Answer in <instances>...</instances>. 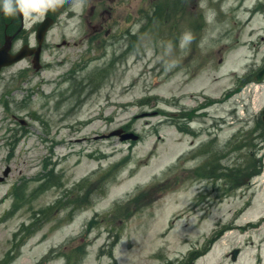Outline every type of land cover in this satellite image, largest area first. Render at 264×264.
Wrapping results in <instances>:
<instances>
[{
  "label": "rangeland",
  "instance_id": "374dc122",
  "mask_svg": "<svg viewBox=\"0 0 264 264\" xmlns=\"http://www.w3.org/2000/svg\"><path fill=\"white\" fill-rule=\"evenodd\" d=\"M45 16L0 72V264H264V0H57L14 51Z\"/></svg>",
  "mask_w": 264,
  "mask_h": 264
},
{
  "label": "clouds",
  "instance_id": "9594fccd",
  "mask_svg": "<svg viewBox=\"0 0 264 264\" xmlns=\"http://www.w3.org/2000/svg\"><path fill=\"white\" fill-rule=\"evenodd\" d=\"M56 3L57 0H0V12L6 16L22 15L27 17L30 22L34 23L39 21L44 12ZM201 6L203 7V5ZM214 15L211 9L206 12V19L208 22H212ZM194 39L195 37L191 32L183 33L179 38V47L181 49L189 47ZM173 50L174 45L169 42L161 57L166 71H170L176 66V61L174 59H165V57L171 56Z\"/></svg>",
  "mask_w": 264,
  "mask_h": 264
},
{
  "label": "water",
  "instance_id": "95a60500",
  "mask_svg": "<svg viewBox=\"0 0 264 264\" xmlns=\"http://www.w3.org/2000/svg\"><path fill=\"white\" fill-rule=\"evenodd\" d=\"M21 16V15H20ZM51 25L50 20H46L45 22H43L41 24V26L37 29V33H36V39L38 42V48L35 50H30L28 48V46H24L18 53L12 55L10 53L11 50V46H12V39L14 38V36H6L4 39V43L0 46V70L3 67L9 66L19 60H21L22 58L29 56L31 54H34V66L36 68H39L38 65V59H39V52H40V45L42 43L43 37L48 29V27ZM264 77V70H262L257 76H256V81H261ZM263 121H264V117H263ZM119 132H114L113 134H118ZM125 139H136V137H134L131 134H125L123 136H121V140H125ZM7 171L6 170L4 172V176L7 175ZM3 178H0V181H2Z\"/></svg>",
  "mask_w": 264,
  "mask_h": 264
},
{
  "label": "flooded vegetation",
  "instance_id": "af4514ba",
  "mask_svg": "<svg viewBox=\"0 0 264 264\" xmlns=\"http://www.w3.org/2000/svg\"><path fill=\"white\" fill-rule=\"evenodd\" d=\"M234 221H236V220H233L232 222L230 221V220H228V224L225 226V229H224V234H225V237L234 229V228H236V229H238V230H240L239 228H241V230L243 229V228H248L249 226H251V227H253L252 226V223L250 222V221H247V222H245V224H236L237 226H235V227H233V223H234ZM235 248H238V247H233L229 252L231 253L233 250H237V254H238V256H239V254H241L240 253V250H238V249H235ZM235 261V260H234Z\"/></svg>",
  "mask_w": 264,
  "mask_h": 264
},
{
  "label": "trees",
  "instance_id": "16d2710c",
  "mask_svg": "<svg viewBox=\"0 0 264 264\" xmlns=\"http://www.w3.org/2000/svg\"><path fill=\"white\" fill-rule=\"evenodd\" d=\"M11 26H12V25H9V27H8L7 29L9 30V28H10ZM261 139H264V136H263ZM258 172H259V166H257V169H256L253 173H251L250 176L255 175V173H258Z\"/></svg>",
  "mask_w": 264,
  "mask_h": 264
}]
</instances>
